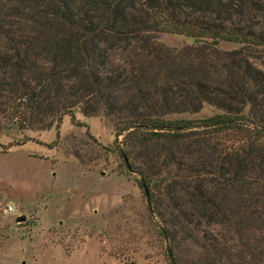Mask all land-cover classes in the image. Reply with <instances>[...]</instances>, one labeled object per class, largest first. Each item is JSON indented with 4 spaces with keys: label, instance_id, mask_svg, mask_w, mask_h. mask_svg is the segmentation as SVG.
Instances as JSON below:
<instances>
[{
    "label": "trees",
    "instance_id": "obj_1",
    "mask_svg": "<svg viewBox=\"0 0 264 264\" xmlns=\"http://www.w3.org/2000/svg\"><path fill=\"white\" fill-rule=\"evenodd\" d=\"M204 103L222 113L166 118ZM75 108L114 141L71 133L64 154L120 158L167 264H264V0H0V127L80 125Z\"/></svg>",
    "mask_w": 264,
    "mask_h": 264
},
{
    "label": "rangeland",
    "instance_id": "obj_2",
    "mask_svg": "<svg viewBox=\"0 0 264 264\" xmlns=\"http://www.w3.org/2000/svg\"><path fill=\"white\" fill-rule=\"evenodd\" d=\"M158 41L181 48L193 40L161 33ZM239 45L220 42L218 48ZM222 111L204 103L195 113L167 119L199 120ZM59 127L20 130L15 118L0 127V264H167L166 244L146 210L136 176L110 155L83 166L63 152L69 134L86 132L103 145L114 141L99 116L73 111ZM57 146H50L56 138ZM87 145L86 150L91 151ZM12 205L14 210L4 212Z\"/></svg>",
    "mask_w": 264,
    "mask_h": 264
},
{
    "label": "built area",
    "instance_id": "obj_3",
    "mask_svg": "<svg viewBox=\"0 0 264 264\" xmlns=\"http://www.w3.org/2000/svg\"><path fill=\"white\" fill-rule=\"evenodd\" d=\"M13 210H14L13 206H12V205H9V204H7V205L3 208V211H4V212H11V211H13Z\"/></svg>",
    "mask_w": 264,
    "mask_h": 264
}]
</instances>
